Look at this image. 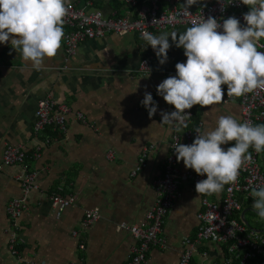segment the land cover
I'll list each match as a JSON object with an SVG mask.
<instances>
[{"label":"crops","instance_id":"1","mask_svg":"<svg viewBox=\"0 0 264 264\" xmlns=\"http://www.w3.org/2000/svg\"><path fill=\"white\" fill-rule=\"evenodd\" d=\"M88 1L106 17L125 15L129 10L120 0L71 3L84 5ZM209 1L197 0L189 8H199ZM186 29L154 35L180 34ZM169 43L167 61L161 65L156 56L146 75L138 69L152 47L134 34L89 40L70 59L62 39L57 55L46 58L38 68L25 62L10 42L0 44V162L7 146L32 153L41 145L34 133L40 99L51 96L72 109L67 132L51 136L50 144L42 146L40 159L27 163L37 172V188L27 195V207L20 220L19 256L9 248L12 226L7 206L23 196L18 178L24 168L15 165L0 170V264H129L136 241L120 225L141 223L154 206L153 183L163 175L174 130V123L162 122L161 112H167V103L156 88L165 78L176 75V63L185 62L186 57L171 37ZM222 87L227 92L226 86ZM145 92L151 93L157 105L151 117L141 104ZM76 112L85 115L86 123L76 118ZM221 115H232L242 122L241 96L227 104L195 105L194 118L202 124V132L214 128ZM233 143L221 147L226 150ZM147 146H154L147 166L133 177ZM111 152L113 157L109 158ZM181 170H187L183 162ZM58 188L76 198L60 219L55 217L50 199ZM204 196L220 203L224 189L218 194H199L192 180L182 182L181 197L164 224L167 245L151 249L150 264H178L182 242L196 236ZM252 205H244L241 220L243 211L245 219H255ZM93 210L100 211L101 219L83 228L86 212ZM76 230L80 231L78 238L73 237ZM80 241L86 245L83 252L78 247ZM194 257L200 264H223L227 255L220 244L205 242Z\"/></svg>","mask_w":264,"mask_h":264},{"label":"built area","instance_id":"2","mask_svg":"<svg viewBox=\"0 0 264 264\" xmlns=\"http://www.w3.org/2000/svg\"><path fill=\"white\" fill-rule=\"evenodd\" d=\"M184 0H120L129 10L125 15L114 14L106 17L95 9L92 1L84 5L70 4L63 25V42L67 59L73 57L78 48L85 42L92 39H101L108 36L126 37L134 34L143 39L145 31L152 34L173 30L176 28H188L194 19L200 16L207 19L209 16L223 23L224 19L230 16L240 20L244 26L243 14L249 9L241 0H210L199 8L191 9L186 14ZM258 51L264 52V38H261L257 45ZM156 59L155 51L151 48L148 55L143 58L139 66V73L146 75L151 72ZM236 96H228L221 103L227 104ZM174 106L167 104V112L174 111ZM190 114L186 120L187 128L180 127L177 131V124L174 122V130L169 153L165 159L164 172L156 179L153 187L156 193V201L151 210L145 215V219L139 224H121L120 228L130 232L135 244L131 247V258L129 264H150L149 253L153 248H165L167 245L164 237L165 220L174 209L176 201L181 197V186L185 180H192L194 184L205 179V176L197 175L192 169L181 170V163L177 162L174 146L177 143L191 144L197 133L196 129L202 132V124L196 127H189L193 123L195 106L185 110ZM72 113L71 107L66 103H59L51 96L42 98L37 103L36 121L34 133L41 141L32 154L34 160L41 157L42 146L50 144L51 136H45L49 129L53 133L65 134L67 132V119ZM76 118L86 123V117L81 112L75 113ZM242 122L251 121L253 125L264 124V90L241 96ZM154 146L143 148L139 163L132 176H136L147 166L148 157ZM252 155V162L245 164L239 171L236 183L225 185L224 197L220 203L211 201L207 196L202 198V209L198 214L199 227L195 238H186L178 264H190L198 247L205 242L220 244L227 257L223 264H264V232H258L248 228L242 220L235 218L245 204H253L254 198L251 195L253 187L264 186V152L257 154L249 149ZM113 153L109 154V158ZM28 153L18 146H7L0 170L8 166L19 165L24 168V174L19 177L22 186L23 196L14 198L7 206V214L11 221V238L9 248L12 254L19 256L18 234L21 228L20 220L26 210L27 195L37 188V172L28 167L26 160ZM52 206L55 210V217L60 219L64 211L76 203L74 196L63 193L61 188L51 194ZM214 215L217 217L215 219ZM102 217L99 210L88 211L82 222L83 228L90 227ZM264 230V229H263ZM80 231L73 232V237L78 238ZM80 251L86 250L84 241L79 243ZM81 264V263H72Z\"/></svg>","mask_w":264,"mask_h":264},{"label":"clouds","instance_id":"3","mask_svg":"<svg viewBox=\"0 0 264 264\" xmlns=\"http://www.w3.org/2000/svg\"><path fill=\"white\" fill-rule=\"evenodd\" d=\"M248 7L243 14L245 25L230 16L219 23L209 16H200L183 33L154 35L145 31L142 37L155 51L159 63L167 61L171 47L169 37L177 48L184 49L186 61L176 63L175 76L157 85L156 92L174 106L171 113L161 112L162 122L187 128L190 114L185 110L195 105L209 107L221 103L228 96L240 97L256 90H264V52L257 45L264 38V0H241ZM197 0H185L184 10ZM71 0H0V44L10 42L25 62L35 67L46 58L57 55L64 37L63 25ZM141 104L151 117L157 105L151 93L145 92ZM191 144L174 146L177 162L186 169L206 176L195 184L199 194H218L225 185L236 183L240 169L252 162L249 149L264 152V124L240 122L232 115H221L216 126L203 132L196 129ZM229 142L233 146L221 147ZM252 205L264 219V186L253 187ZM215 219L217 218L214 215Z\"/></svg>","mask_w":264,"mask_h":264},{"label":"trees","instance_id":"4","mask_svg":"<svg viewBox=\"0 0 264 264\" xmlns=\"http://www.w3.org/2000/svg\"><path fill=\"white\" fill-rule=\"evenodd\" d=\"M198 123H199V120H198V118L195 117V118H193V123L189 127L194 128V127H196V125H198ZM56 134H59V133H53V132H51V130L48 129L46 131V133H45V136L49 135V136H52L53 137ZM27 153H28V158L26 160V163H29V161L33 160V157H32L33 152L32 153L27 152ZM235 218H237L238 220H241L240 213L239 214L237 213L235 215ZM262 221H263V223H260V226L259 227L261 229H264V220H262ZM190 264H200V261L198 259H196L195 257H193V259L191 260Z\"/></svg>","mask_w":264,"mask_h":264},{"label":"water","instance_id":"5","mask_svg":"<svg viewBox=\"0 0 264 264\" xmlns=\"http://www.w3.org/2000/svg\"><path fill=\"white\" fill-rule=\"evenodd\" d=\"M252 212L254 213V215H255V219L251 222V221H249V220H247V219H245V213H246V211H243V213H242V221L244 222V224L248 227V228H250V229H253V230H255V231H258V232H264V230L263 229H261V228H259V220L258 219H261L258 215H257V212H256V210H252ZM258 218V219H257ZM262 220H264V219H262Z\"/></svg>","mask_w":264,"mask_h":264},{"label":"rangeland","instance_id":"6","mask_svg":"<svg viewBox=\"0 0 264 264\" xmlns=\"http://www.w3.org/2000/svg\"><path fill=\"white\" fill-rule=\"evenodd\" d=\"M257 219H258V218H257ZM258 220H259L261 223H263L262 219H258ZM260 222H259V224H258L259 226H260Z\"/></svg>","mask_w":264,"mask_h":264}]
</instances>
